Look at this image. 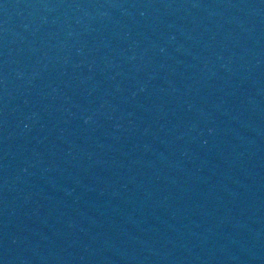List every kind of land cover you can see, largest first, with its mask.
<instances>
[{
    "label": "water",
    "instance_id": "1",
    "mask_svg": "<svg viewBox=\"0 0 264 264\" xmlns=\"http://www.w3.org/2000/svg\"><path fill=\"white\" fill-rule=\"evenodd\" d=\"M0 264H264V0H0Z\"/></svg>",
    "mask_w": 264,
    "mask_h": 264
}]
</instances>
